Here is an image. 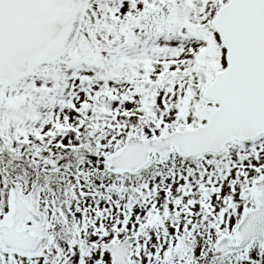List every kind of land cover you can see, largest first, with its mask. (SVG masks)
<instances>
[{
	"label": "snow or ice",
	"instance_id": "snow-or-ice-1",
	"mask_svg": "<svg viewBox=\"0 0 264 264\" xmlns=\"http://www.w3.org/2000/svg\"><path fill=\"white\" fill-rule=\"evenodd\" d=\"M0 264H264V0H0Z\"/></svg>",
	"mask_w": 264,
	"mask_h": 264
}]
</instances>
